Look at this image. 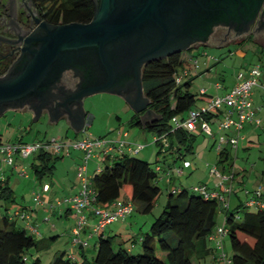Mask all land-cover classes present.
I'll return each instance as SVG.
<instances>
[{"label": "trees", "instance_id": "16d2710c", "mask_svg": "<svg viewBox=\"0 0 264 264\" xmlns=\"http://www.w3.org/2000/svg\"><path fill=\"white\" fill-rule=\"evenodd\" d=\"M32 1L37 5L40 15L53 25L89 23L95 13L94 0ZM193 49L195 48L187 51ZM184 52L144 65L142 69L144 93L150 101L149 109L157 115L158 120L143 126L141 114L134 113L130 122L133 127L152 132L155 138L166 136L169 149H176L179 154L182 145L188 151L191 149L196 135L195 131L177 128L176 123L172 121L173 118L184 119L190 110L207 100L201 96L198 98L190 91L195 78L192 67L196 62L193 63L190 57H184ZM6 71L7 68H4L0 75ZM207 95L211 97L208 93ZM154 144L159 148L158 153L162 152L161 143L154 141ZM236 151L225 148L220 153L221 159L216 165L222 172L226 173L233 168ZM36 156L40 163H33L32 167L41 176L51 175L55 162L62 157L49 152H40ZM104 162L105 167L95 171L92 176L93 187L97 193L95 199L97 206L108 209L117 201H130L134 209L136 207L141 214L152 213L161 194V189L157 185L159 166L153 167V163L135 155L129 156L125 152L108 155ZM235 176L234 173L230 195L237 194ZM242 183L238 181V184ZM176 193L177 191L173 190L170 197ZM178 197L184 199L183 204L169 203L143 233L137 249H127L122 245L116 248L113 244L114 236L105 234L104 230L96 234L98 237L92 258L85 257L79 261L68 251H59L54 255L51 264H195V259L201 262L212 250L217 253L215 242L212 246L209 243L216 231L220 211L225 215L223 224L233 251L230 264H264V208H259L256 213L248 211L240 213L242 212L240 208L245 206L240 201L234 210L224 209L216 199L196 192L194 188L191 192L186 189L180 191ZM9 200L10 187L7 181H0V201ZM8 211L5 208V213L0 218V264H43L38 254L51 248L55 239L51 237L49 240H39L34 232L29 230L30 228L19 222L24 220L21 215L9 216ZM213 262L223 264L216 257H213Z\"/></svg>", "mask_w": 264, "mask_h": 264}, {"label": "rangeland", "instance_id": "374dc122", "mask_svg": "<svg viewBox=\"0 0 264 264\" xmlns=\"http://www.w3.org/2000/svg\"><path fill=\"white\" fill-rule=\"evenodd\" d=\"M198 45L200 44L196 43L195 45L194 43L192 48L195 49L186 51L183 54L184 57L192 58L193 63L196 62V64L192 67V72L193 75H195V78L193 79L190 91L193 94H196L198 98L200 97L199 93L201 89H206L208 94L211 96L219 95L220 92L216 89L217 83H220L225 87H230L236 83V75L240 71H246L255 65H259L261 67L262 75L264 76V46L255 42L253 39H248V35L246 34H240L238 37H235L227 46L213 47L208 43L206 46ZM189 49L190 48H188V50ZM262 81L263 79H260V83ZM258 88L259 86L254 87L253 89L255 98L258 96ZM262 109L264 108L262 107ZM84 110L87 115V120L83 130L79 134H76V132L71 129L67 119H61L57 123H51L49 122V115L44 114L39 121H33L34 113H32L29 109L7 110L2 116H0V143L32 144L35 142H47L52 139H56L60 143L69 144L82 141L84 138L89 137L92 140L100 139L109 143H116L118 147L121 143H126L127 145H131L135 148L137 146H143V148L136 154L129 152L128 146L123 149V151L129 156L135 155L138 158L145 159L150 163H153V167H156L157 165L161 168L157 179V185L161 189V194L155 202L152 213L136 214L140 218L139 222L144 223V228L141 233H144L149 229L154 220L161 215L169 203L171 205L183 204L184 199H180L178 197L180 191L186 189L191 192L192 188L200 185L201 183H208L212 179H215L216 181L219 180L217 175L211 176L210 174L211 169H213L221 159V154L217 150V146L220 143L219 137L220 135H226L225 133L227 132L216 134V124L211 125L213 133L216 135V141L214 138L203 134L200 130H197L194 132L196 138L189 151L184 145H182L181 154H179L176 149L170 150L169 147L165 149L161 148L162 152L158 153L159 148L154 144L152 134L131 125L130 122L134 112L124 97L110 93L94 94L84 99ZM262 113L264 114V110ZM89 116H91V120L89 119ZM255 119H261L263 125L259 128H256L257 126L255 124L253 125L254 127L249 124L245 125L244 130L241 133V138L244 136L245 139L243 140L240 138L237 147L238 150L234 155L235 158L233 161V168L229 169L230 172L233 171L235 173V187L239 188L237 194H232L233 198L230 206L231 210H234V208L241 201L245 206L240 208V211H242L240 213L247 211L256 213L259 210V207L257 206L246 207V202L253 197L252 194L257 187H264V118L261 117ZM134 132H142L147 136L144 138V135H141V137L138 138L137 135H134ZM125 133L130 136H125ZM76 151L79 150H75L71 147L70 154L68 156L71 154L78 155ZM51 153L55 154L53 151ZM119 154H121V151L118 150V148H115L114 152L108 155L113 156ZM35 155H30L28 157H15L14 166H16L17 160H26L23 167L19 166V170L16 175H12L11 173V168L14 166L5 164L4 175L7 176V178H11V186L15 190L16 199H20L22 194L26 195L27 198H31L29 189H27L23 183L25 182L24 180L26 179L24 178L27 175L33 177L36 175L30 159ZM84 157L85 154L83 153V159L81 158V163L79 165L84 164ZM106 157L107 154L104 150L101 152L96 150L94 156H91L90 160L87 161L86 176L89 180H91L92 174L97 169L105 167L104 161ZM66 160L70 161L72 158L66 157ZM186 161L190 162L191 167L184 169L183 165ZM79 165L77 166V169L74 170V174L70 172V177H72L74 182L79 181L81 184V181L78 179ZM23 171L26 173V176L22 175ZM219 171L222 172L220 167ZM53 181L55 184L57 183L58 187H60L56 189V201L63 200L62 202H65V200L68 199H65V195H67L68 190L66 188L62 189V183L60 180L58 181L57 177ZM238 181H242L243 183L238 184ZM173 190L177 191V193L173 197H170ZM7 203L9 207L13 205L11 202ZM2 204H5V202L2 201ZM4 211L5 207H0V218H2L5 213ZM13 211L14 210H9L8 212L11 213ZM44 219H47V222L42 220V224L57 226L58 230L60 229V236H57L54 240L55 244L52 245L51 248L39 252L38 255L40 256L43 264H51L54 255L59 251L67 250L68 253L72 254L74 253V249H82L81 246L73 244V236H71L70 240V238H68L65 234L66 231H70L75 221L69 222L71 219H69V221L61 220L55 215L53 216L50 214H48ZM224 219L225 215L222 211L220 220L218 221L217 219V226L222 225ZM96 223L97 220L94 222V225ZM44 235L46 239H49L52 234L50 232H45ZM97 237L98 236L94 234L92 240L82 239V241L85 240L86 243L89 242V248L87 249L88 255L86 256L88 259L93 256L94 243L97 240ZM131 237V234H127L122 237L119 235L114 236L113 244L116 248H119L120 245L123 247H130L132 245ZM123 241H125V243H123ZM139 241L140 240H137V243H139ZM213 243L214 241L211 240L209 245L212 246ZM223 243V251L227 255V259L231 260L233 251L228 235L223 238ZM215 255V250H212V252L203 258L201 262L195 258L194 262L195 264H221L213 262V257ZM77 256L79 259L84 258L80 254Z\"/></svg>", "mask_w": 264, "mask_h": 264}, {"label": "water", "instance_id": "95a60500", "mask_svg": "<svg viewBox=\"0 0 264 264\" xmlns=\"http://www.w3.org/2000/svg\"><path fill=\"white\" fill-rule=\"evenodd\" d=\"M264 0H94L95 13L89 23L53 25L42 22L45 34L28 40L37 43L31 57L17 72L0 77V116L7 110L29 106L34 120L44 114L49 122L67 121L77 131L86 124L84 99L94 94H117L128 102L141 123L158 120L149 109L142 82L144 65L187 51L195 42L208 39L213 47L227 46V26L255 18ZM37 23L40 19L36 20ZM242 25V24H241ZM217 26V27H215ZM247 31L248 25L244 26ZM242 28V27H240ZM239 36V35H238ZM132 39L134 41L132 42ZM255 42L264 46V36ZM135 46H134V44ZM119 47L122 49H119ZM95 50L97 67L103 81L81 89L75 99L79 110L54 114L51 103L52 80L63 70L72 69L83 51ZM129 54L125 57V54ZM51 79V81H50ZM136 88V99L125 92ZM33 98L37 103H33ZM62 116V117H61Z\"/></svg>", "mask_w": 264, "mask_h": 264}, {"label": "built area", "instance_id": "2783aa9c", "mask_svg": "<svg viewBox=\"0 0 264 264\" xmlns=\"http://www.w3.org/2000/svg\"><path fill=\"white\" fill-rule=\"evenodd\" d=\"M261 67L255 65L246 71H240L236 76L235 85L227 90L225 93L208 97V91L206 89L200 90V96L206 98L205 102L189 111L188 115L180 120L178 118H173V122L176 123L177 128H183L189 132H194L200 130L203 134H206L215 139L216 135L213 133L211 128L212 124L217 125L216 134L220 135V143L217 146V150L221 153L225 148H229L232 151H236L239 140L241 138L242 130L247 122H253L257 127L263 125L260 119H255V109L253 105V89L254 87L260 86L264 91V85L260 84ZM221 84H216V89H221ZM127 134L125 133V136ZM154 141H159L162 147L168 148L169 142L166 136L156 137ZM216 141V139H215ZM112 144V145H111ZM223 145V146H222ZM128 146V150L131 153H138L143 146L132 147L126 143H121L119 147L116 143H109L105 140L100 139H90L89 137L84 138L82 141L73 143H60L56 139H52L47 142H35L32 144H3L0 143V159L1 161L9 166H14L15 157H28L30 155H35L40 152L52 151L56 155H69L70 148L79 150L85 154L84 164L78 167V179L81 181L80 191L72 196L71 198L65 200L66 203L70 205L73 215L77 219V227L73 230V244L79 245L81 247H86L87 243L82 241L80 238L81 231L87 226V215L86 211L90 209L94 215L97 217V223L92 227V234H97L103 232L106 227L119 220H124L126 217L130 216L134 211V205L132 202L117 201L115 202L116 209L109 211L106 208L99 207L96 204V190L93 187L92 178L86 176L87 172V161L90 160L91 156H94L96 150L111 154L114 152L115 148L123 153V149ZM190 162H185L183 168H190ZM157 171H161L158 167ZM224 173L219 171V167L216 165L211 169V176L217 175L218 181L215 184V189L210 190L206 185H198L194 187V191L204 194L207 197L214 198L218 201L221 208L229 209V203L227 196H230L232 192V180L234 172ZM182 173V170H181ZM22 175L26 176L23 171ZM44 191L49 190V185H44ZM264 187L259 186L254 192V197L246 202L248 207L257 206L259 208H264ZM37 200V198H36ZM24 218L23 215H21ZM32 232H37V228L30 226ZM226 227L224 224L218 226L211 240L215 242L217 249L216 257L223 264H230V260L227 259V255L223 251V238L226 236Z\"/></svg>", "mask_w": 264, "mask_h": 264}, {"label": "crops", "instance_id": "0c3cea01", "mask_svg": "<svg viewBox=\"0 0 264 264\" xmlns=\"http://www.w3.org/2000/svg\"><path fill=\"white\" fill-rule=\"evenodd\" d=\"M262 79H263V81L261 82V85H264V76L263 75H262ZM221 86H222V88L219 90V92H220L219 95L223 94L226 90H228L229 88H231L234 85H232L230 87H225L224 85L221 84ZM257 94H258V96L256 98H255L254 92L252 95L253 96V105H254V109H255L254 118H261V117L264 118V114L262 113L264 110V109H262V107L264 108V91H263L262 87L259 86V88L257 90ZM17 110H25V109H17ZM30 111L33 113L32 110H30ZM86 119H87V115H86ZM89 119L91 120V116H89ZM246 124H249L250 126L254 125L253 122L252 123L247 122ZM69 125H70L71 129L76 132V134H79L81 132V130L80 131L75 130L72 127V125L70 124V122H69ZM245 125H244V127H245ZM256 128H259V127H256ZM143 131H145V130H143ZM137 133L138 132H134V135H137L138 138H140L141 135H144L142 132L138 133V134ZM150 133L152 134V138L155 139V135L152 132H150ZM128 136H130V135L127 134V137ZM146 136L147 135H144L143 137L145 138ZM241 139L244 140L245 137L243 136ZM237 150H238V148H237ZM76 153H78V155H73V154H71L70 156L58 155V156H62V157L55 162L54 169L52 170L51 175L41 176L35 172L36 175L34 177L27 175L29 177L26 176L24 178L26 180H24L25 182L23 184H25L26 188L29 189V194L33 200L31 198H27L26 195H24V194H22L20 199H16L15 190L11 186V178H7V176L4 175L5 164H3V162L0 159V172H1L0 173V181H7L8 186L10 187V190H11V200H9L8 202H11V204H13L9 207L7 205L8 204L7 202H5V204H2V201H0V203H1L0 207L4 206L5 208H7L10 211L14 210L11 213L8 212L9 216L14 215V214H16L17 216L23 215L24 220H21L19 222L27 228H31L30 226L36 227L38 229V232H34L33 234L35 236H37L39 240H49V239L45 238V235H44L45 232H50L52 234L51 237H53L54 239H56L57 236H60L59 235L60 229L58 230L57 226L50 225V224H48V225L42 224V220L47 222V219H44V218L48 214L53 215V216L55 215L57 218H59L61 220L69 221V219H71L69 222L75 221L73 223L74 225H72L70 231L65 232V234L67 235L68 238H70V240H71V236H73V230L76 227V220L77 219L73 215V212H72L70 205L68 203L62 202L63 200L56 201V199H57V190L56 189L60 188V187H58L57 183L55 184L53 180H55V178L57 177L58 181L60 180L62 183L61 184L62 189L66 188L68 190L67 195H65L66 197L64 196L65 199L71 198L72 196L76 195L80 191L81 184L79 183V181L74 182L72 180V177H70V172H72L74 174V170L77 169V166L81 163L80 160L83 157L82 152L76 151ZM66 157H70V158H72V160H70V161L66 160ZM30 159L32 161L31 164L40 163L36 155ZM25 163H26V160L25 161L17 160L16 166L11 168L12 175H16L18 170H19V166L23 167L25 165ZM100 169H101V167H100ZM184 169H186V168H184ZM96 171H99V169H97ZM93 174H92V176H93ZM21 182H23V181H21ZM216 182L217 181L215 179H212L208 183H201V184H206L210 190H213L215 188ZM44 185H49L48 191L43 190ZM238 190H239V188H238ZM238 190H237V192H238ZM232 196L233 195L227 196V200H228L230 209H231L230 205L232 203V198H233ZM36 198H37V200L35 201ZM126 200L127 199H125V201ZM234 203H235V201H234ZM115 209H116V206L114 203L108 208L109 211H113ZM85 213L87 215L88 224H87L86 228L83 230V232H81L80 237L82 239H85V240H92L94 237V235L91 233L92 227L94 225V222L97 220V217H96V215H94V213L90 209H88ZM138 213H140V212L137 211L136 207H135L133 213L130 216L126 217L124 220L115 221V222L109 224L105 229V234H107L109 236L119 235L121 237L124 235H127V234H131L132 235V237H131L132 242L131 243H133V244L130 247H126V248L127 249H134V248L137 249L139 247L137 240H140V238L143 234V233H141V231H143V228H144L143 227L144 223L139 222L140 218L136 215ZM221 214H222V212L220 211L218 214L219 215L218 221L220 220ZM116 222H117V224H116ZM222 225H223V223H222ZM222 225H220V226H222ZM29 230H31V229H29ZM123 243H125V241H123ZM88 244H89V242L87 243L86 248L83 247L82 249H74L73 250L74 253H72V254L70 253V254L72 256H74L75 259L81 261L82 259H79V257L77 255L80 254L81 256H83L85 258L88 255L87 254V252H88L87 249L89 248ZM95 245H96V241L94 243V253H95ZM64 251H67V250H64ZM94 253H93V255H94Z\"/></svg>", "mask_w": 264, "mask_h": 264}, {"label": "flooded vegetation", "instance_id": "af4514ba", "mask_svg": "<svg viewBox=\"0 0 264 264\" xmlns=\"http://www.w3.org/2000/svg\"><path fill=\"white\" fill-rule=\"evenodd\" d=\"M37 19H40L39 23H37ZM42 22L48 23L45 17L40 15L37 5L32 0H0V71L7 68V71L0 77L19 71L28 62L31 57L30 49L37 43H27V41L45 34V30L41 26ZM246 22L249 27L247 31H244L246 25L243 20L238 22L233 20L232 24L227 26L226 38H235L240 34H246L248 38L254 40L257 36H264V2L258 15ZM213 30L214 27L212 32ZM210 35L208 39L195 42V45L197 43L200 44L198 46H206ZM133 41L134 39H132ZM193 46L194 44L189 48ZM121 48L119 47V49ZM127 55L129 56L127 53L125 57H128ZM96 64L95 50L83 51L76 57L72 69L63 70L59 78L52 80L53 83L50 86L52 99L49 107L54 114L61 115L66 113L67 109L73 112L79 110V103L75 99L76 94L83 88L103 81ZM125 93L136 99L134 86ZM37 102V99L33 98V103ZM23 109H30V107L25 106ZM67 117L68 115H65L63 118H59V121L67 119Z\"/></svg>", "mask_w": 264, "mask_h": 264}]
</instances>
